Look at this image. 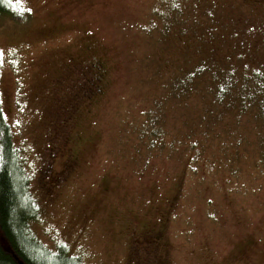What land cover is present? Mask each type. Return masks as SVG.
I'll return each instance as SVG.
<instances>
[{
  "label": "rangeland",
  "instance_id": "374dc122",
  "mask_svg": "<svg viewBox=\"0 0 264 264\" xmlns=\"http://www.w3.org/2000/svg\"><path fill=\"white\" fill-rule=\"evenodd\" d=\"M8 1L0 109L33 238L82 264H264V126L169 93L264 64V0H183L164 33L172 0ZM148 111L173 152L147 148Z\"/></svg>",
  "mask_w": 264,
  "mask_h": 264
},
{
  "label": "trees",
  "instance_id": "16d2710c",
  "mask_svg": "<svg viewBox=\"0 0 264 264\" xmlns=\"http://www.w3.org/2000/svg\"><path fill=\"white\" fill-rule=\"evenodd\" d=\"M168 11L171 12L170 21H164L161 32H167L172 21L182 17V11L187 4L183 0H172ZM0 14L10 18H17L11 10L8 0H0ZM165 17V18H167ZM177 25V24H176ZM177 27H182L177 25ZM215 67L213 63L205 65ZM200 67L193 68L198 72ZM214 69V68H213ZM224 68L212 71L199 86L198 78L191 74L176 76L171 82L173 100L182 105L188 92H196L203 96L202 118H210L216 113L222 115L223 110L231 112L234 122L246 124L255 123L256 127L264 126V64L244 67L237 75H233ZM89 85L95 86L94 81L88 79ZM201 82V81H200ZM205 89H201V86ZM205 94L208 99L205 101ZM208 107H210L208 109ZM160 112L161 108L155 109ZM155 111V112H156ZM157 114V112H156ZM156 114L148 111L146 124L142 128V135L147 138V148L157 146L161 150L173 152L172 145L162 141V129L156 123ZM187 135L190 132H186ZM176 140V139H175ZM169 146V147H166ZM191 148L193 147L190 145ZM195 148V147H194ZM37 206L28 186V178L12 145L11 132L5 122L0 109V264H82L79 258L70 254L63 243L53 250L38 242L27 229L28 222L36 217Z\"/></svg>",
  "mask_w": 264,
  "mask_h": 264
}]
</instances>
